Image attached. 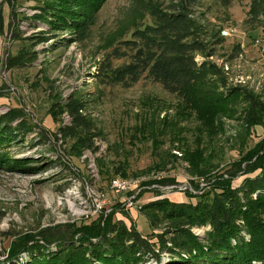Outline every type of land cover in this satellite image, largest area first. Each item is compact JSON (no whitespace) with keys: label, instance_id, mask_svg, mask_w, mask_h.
<instances>
[{"label":"rangeland","instance_id":"1","mask_svg":"<svg viewBox=\"0 0 264 264\" xmlns=\"http://www.w3.org/2000/svg\"><path fill=\"white\" fill-rule=\"evenodd\" d=\"M198 1L190 18L209 44L206 54H212L195 55V60L221 69L216 86L207 88L224 93L237 88L225 101L202 99L196 90L194 96L170 94L145 74L130 86L101 76L103 66L115 69L128 62L131 52L120 41L149 22L147 4L160 10L171 0H102L83 30L75 24L86 9L75 0H0V113L18 108L32 128L23 140L0 147L8 155L7 165L0 166V260L19 238L41 243L42 235L71 232L113 209L114 217L145 236L156 251L155 231L167 230L168 222L150 229L136 208L140 203L154 195L193 202L189 195L206 191L213 177L262 157L264 110L251 108V101L238 95L244 91L264 106V0ZM53 8L66 12L64 21L42 12ZM229 29L212 44V34ZM38 35L47 38L36 44ZM21 48L34 54L33 62L7 67V58ZM68 98L83 105L90 148L78 150L74 137L58 130L69 126L70 118L53 113L54 107ZM32 165L37 168L29 169ZM115 176L128 182L124 192L111 190ZM235 223L242 232L241 220ZM208 227L189 230L202 241ZM160 253L157 259L143 255L137 263L169 261ZM17 254L3 263L25 264V252Z\"/></svg>","mask_w":264,"mask_h":264},{"label":"trees","instance_id":"2","mask_svg":"<svg viewBox=\"0 0 264 264\" xmlns=\"http://www.w3.org/2000/svg\"><path fill=\"white\" fill-rule=\"evenodd\" d=\"M76 1L78 0H75L76 6L79 4L86 9V16L75 25L86 29L102 0ZM197 2L199 1L171 0L168 6L160 10L152 3L147 4L149 22L136 26L128 39L120 41L131 52L128 62L115 69L109 65L103 66L101 76L107 82L130 86L145 74L170 94H182L186 97L196 90L200 98H207L208 101H225L236 95L235 87L227 88L225 93L206 87L216 86L222 72L208 61L195 60V55L212 54H206L209 44L204 42V38H200V33L190 18V8ZM42 12L47 16L53 15L57 22L64 21L66 14L62 10L57 12L54 8ZM34 38V43L38 44L47 37L38 35ZM210 38L213 45L223 40L218 36V31ZM33 58L34 54L30 50L21 48L15 55L7 58L5 63L9 68H20L33 62ZM238 96L239 99L248 101L249 105L251 101V108L264 110L262 102L259 103L250 94L241 91ZM82 108L79 101L68 98L61 106H55L53 111L70 118V125L59 127L58 130L64 136L71 134L78 150L90 148L91 141L85 119L81 115ZM30 130L32 128L26 124L18 108L0 113V147H7V144L17 138L23 140ZM6 156L8 157L6 152L0 151V166L2 162L4 166L7 165ZM30 168L37 167L32 165ZM237 179L238 183L232 186ZM189 197L195 200L189 202L181 199L175 202L154 195L136 207L145 216L150 229L168 222L167 230L160 228L155 231L156 251L149 246L145 236H141L134 228L127 227L122 219L114 217L113 209L108 215H99L95 222L74 227L71 232L61 229L56 233L42 235L41 243L35 238L30 239V243L19 238L9 245L6 257L0 260V264H5L3 261L6 259L16 258L20 250L27 255L25 264H91L95 259V264H138L143 255L147 258L155 256L157 259L160 252L165 253L169 261L159 264H264V154L255 163L245 165L241 170L235 169L225 177L222 174L213 177L206 191ZM102 216L104 218L99 222ZM237 219L243 223L242 232L239 223H235ZM196 225L209 226L202 232V241L189 230ZM48 231L49 227L45 232L42 230V233ZM50 243L53 245H49Z\"/></svg>","mask_w":264,"mask_h":264},{"label":"built area","instance_id":"3","mask_svg":"<svg viewBox=\"0 0 264 264\" xmlns=\"http://www.w3.org/2000/svg\"><path fill=\"white\" fill-rule=\"evenodd\" d=\"M233 29H229V30H219V34L221 35V37H226L230 34V32H232ZM128 186V182L125 180H121L119 177L115 176L112 177L111 181H110V188L112 191L120 193V192H124L126 190Z\"/></svg>","mask_w":264,"mask_h":264}]
</instances>
